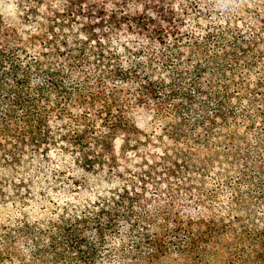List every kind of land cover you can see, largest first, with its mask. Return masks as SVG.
Returning a JSON list of instances; mask_svg holds the SVG:
<instances>
[{"label": "trees", "instance_id": "obj_1", "mask_svg": "<svg viewBox=\"0 0 264 264\" xmlns=\"http://www.w3.org/2000/svg\"><path fill=\"white\" fill-rule=\"evenodd\" d=\"M216 1L219 26L192 0H34L32 33L0 21L2 162L54 149L70 171L2 184L23 196L0 221V264H96L113 249L122 264H264V5ZM144 108L169 142L143 143ZM119 137L140 165L118 162ZM224 155L226 219L207 201V163ZM44 203L48 219L34 215Z\"/></svg>", "mask_w": 264, "mask_h": 264}, {"label": "rangeland", "instance_id": "obj_2", "mask_svg": "<svg viewBox=\"0 0 264 264\" xmlns=\"http://www.w3.org/2000/svg\"><path fill=\"white\" fill-rule=\"evenodd\" d=\"M34 0H0V21L6 24H11L12 26H22L23 30L29 29V32L35 30V28L30 27V23L35 20V16L31 13L30 5L33 3ZM194 2L200 1V3L204 4L206 8L205 16L210 19L212 16V21L216 26L220 25L223 15H226L223 7L218 4L219 1L216 0H192ZM260 3L264 5V0H260ZM28 13H26V11ZM30 14V17L27 19L26 15ZM28 22V28L24 27V23ZM1 23V22H0ZM3 23H1L3 25ZM224 23V27L226 28V22ZM30 27V28H29ZM28 40L31 39V36L27 37ZM156 68L157 66L153 64ZM135 113L132 115L133 121L136 124L137 130L140 132V138L143 139V143H146V140L151 138L152 140L149 143H157L161 140H166L169 142L167 137L164 138V133H162L165 123L164 121H159L154 117L152 113L149 112L147 109H134ZM170 115V114H168ZM170 118V117H168ZM170 120V119H167ZM223 136H226V130L222 131ZM149 137V138H148ZM122 137L117 139L115 143L116 150H114V154L118 158V162H137L139 165L141 164V160L138 158L136 159L137 155L134 152H127V149L124 151L125 144L121 140ZM163 138V139H162ZM195 145L192 143V148ZM151 146L147 145V152L150 150ZM226 148H222L221 151L224 152ZM190 148L186 147V152H189ZM52 160L51 162H40V159H31L27 157L26 162H2V158L0 156V221L5 219L8 214H14L15 208L19 207L21 204L20 200L23 195H19L16 192H7L3 189L2 184L12 183V184H19V178H24L30 176H34L38 179H51L57 180L59 184H64L67 182L70 171L65 170V174L57 171L56 168L62 170V165L65 162H61L57 158L56 151L53 149L51 150ZM223 162H222V160ZM117 161V159H115ZM137 160V161H136ZM159 162V161H153ZM138 165V164H137ZM204 166V165H201ZM207 167H209V171L212 173L211 176L214 178L210 186H213L214 194L208 198V204L210 208L218 215L224 216L226 219V215L228 211L226 208L228 204L232 201L231 195L227 192L226 193V184H228L231 179V175L226 178V155L222 156L219 159H216V162H209V166L207 163ZM215 167V168H214ZM23 169H25L26 173H23ZM38 170H42L43 173L39 174ZM214 170V172H213ZM136 173L137 169H133ZM29 174V175H28ZM156 189H152L150 193V198L152 196L155 197ZM220 194V195H218ZM40 194L37 195V197ZM153 197V198H154ZM157 198V197H156ZM49 199V198H48ZM55 199V198H54ZM6 202H5V201ZM35 204V203H33ZM45 208L40 207L39 205L34 209V215L38 216L41 219H48L51 215V207L50 203H44ZM30 209V208H29ZM228 210V209H227ZM33 212V211H32ZM31 212V214H32ZM119 259L118 251L113 249V252L109 257L101 258L99 257L96 264H122L118 262ZM75 262V260H72ZM162 262L164 264H173L171 257L163 258ZM68 264V263H67ZM211 264H220L219 262H212Z\"/></svg>", "mask_w": 264, "mask_h": 264}]
</instances>
